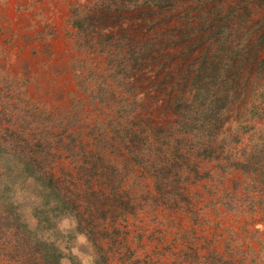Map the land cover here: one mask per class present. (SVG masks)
<instances>
[{"label": "rangeland", "instance_id": "rangeland-1", "mask_svg": "<svg viewBox=\"0 0 264 264\" xmlns=\"http://www.w3.org/2000/svg\"><path fill=\"white\" fill-rule=\"evenodd\" d=\"M118 1L0 0V169L21 220L33 227L35 210L49 209L66 240L63 264H264V189L229 166L258 141L264 117L244 130L228 112L221 129L235 141L210 159L171 137L159 148L155 133L172 128L167 95L200 48L182 51L208 12L221 18L234 6V16L260 19L264 0L114 9ZM146 41L150 56L132 66ZM126 127L140 132L134 146L115 131ZM17 154L36 162L32 171L48 175L68 206L55 209L51 195L42 205L47 189ZM162 158L174 165L167 175L151 166ZM173 180L175 198L164 193Z\"/></svg>", "mask_w": 264, "mask_h": 264}, {"label": "trees", "instance_id": "trees-1", "mask_svg": "<svg viewBox=\"0 0 264 264\" xmlns=\"http://www.w3.org/2000/svg\"><path fill=\"white\" fill-rule=\"evenodd\" d=\"M115 4L114 9L136 8L142 5L164 8L172 7L175 0H119ZM243 10L245 12V8ZM220 11L223 15L221 18L215 10L209 11L208 20H203L202 25L197 26V30L193 32V35L199 32L198 39H194L190 46L182 47L187 48L182 49L187 53L200 48L194 59L184 68V73L178 75L177 80L173 82L177 86L180 85L179 90L167 95L174 121L172 128L167 132L155 130V133L160 135L156 138L159 148L162 147L160 144H165L164 138L171 137L175 145L181 144L186 152H190L194 157L216 158V152L225 151L226 145L230 146L232 140L235 141L234 138L226 139L228 134L221 129L228 112L231 111L233 117L237 118V128L244 130L248 128L243 124L246 121L264 117V55L258 56L264 41V16L253 20L248 17L246 11L244 16L240 12L237 17L233 15L238 11L234 6ZM230 21H236L237 25H231ZM233 26L235 28H232ZM185 35L186 38L192 36L187 33ZM153 45V42L146 41L139 46L140 57L134 60L132 66L140 63L143 65L140 60L150 56ZM115 131L128 138L133 146L140 140V132L134 131L132 127ZM220 135L222 136L219 137ZM9 151L14 150L9 148ZM186 152L182 155L187 154ZM229 154L227 151L226 155ZM240 154L244 160H233L229 166L238 167L254 182L249 183V186H261L258 188L261 191L264 189V132L259 134L258 141L248 151L242 150ZM17 156L22 160L24 167L30 169L25 175L41 180L45 191H49L42 195L43 206H46V196L49 195L57 204L55 209L58 210L63 205L68 206L61 189L48 175L32 171L37 167L34 160L20 154ZM183 160L182 164L187 165L186 158ZM174 162L176 163V160ZM166 164V158L151 162V166L158 168V175H167L174 167L173 163L168 167ZM177 167L182 166L177 164ZM9 176L0 169V260L4 264H63L65 256L61 245L66 240L62 238L55 220L48 215L49 209L35 210V225L27 226L13 203V187ZM175 183L176 180L171 181L168 185L172 187L164 191L168 197H176L177 191L173 185ZM73 207L68 209L75 214ZM86 234L90 237L91 233L86 231Z\"/></svg>", "mask_w": 264, "mask_h": 264}]
</instances>
